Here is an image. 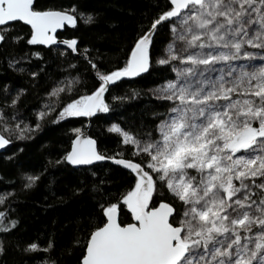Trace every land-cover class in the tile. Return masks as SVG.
Masks as SVG:
<instances>
[{
    "label": "snow or ice",
    "instance_id": "1",
    "mask_svg": "<svg viewBox=\"0 0 264 264\" xmlns=\"http://www.w3.org/2000/svg\"><path fill=\"white\" fill-rule=\"evenodd\" d=\"M144 5L106 56L85 38L99 13L82 0H0V62L36 88L49 62L60 69L31 119L29 86L0 80V158L64 128L41 168L18 174L21 190L46 181L54 202L85 208L66 244L55 229L13 243L20 194L0 192V256L11 244L22 264H264V0ZM130 78L151 87L117 95ZM141 96L139 113L113 118ZM54 172L71 177L60 196Z\"/></svg>",
    "mask_w": 264,
    "mask_h": 264
},
{
    "label": "trees",
    "instance_id": "2",
    "mask_svg": "<svg viewBox=\"0 0 264 264\" xmlns=\"http://www.w3.org/2000/svg\"><path fill=\"white\" fill-rule=\"evenodd\" d=\"M82 4L89 11L95 10L99 13L97 24L92 28L83 29V32L85 38L95 43L106 56L115 55L114 52L109 50L120 46L123 38L132 32L145 6L144 0H82ZM97 35H104L105 39L103 41L97 40ZM36 63L35 60L31 62L32 65ZM33 70H36L35 67H33ZM48 74L59 78L60 69L57 68L55 63L49 62L45 66V71L40 76V87H31L26 76L22 77L14 73L11 69H8L5 63L0 62V80L14 83L17 86H29V93L22 102L24 115L29 119H31L32 110L39 107L41 100L45 99L42 92L51 83L48 80ZM133 80H136V82L122 85L116 90V94L124 93L127 88L141 87L147 89L152 84V78H148V80L133 78ZM146 102V98L143 96L125 101L124 108L118 109L113 118L133 112L139 113ZM107 115L102 114V117ZM104 122L103 118L93 122L92 129L97 135L103 133ZM64 131V128L48 125L44 131L38 133L32 140L25 141L21 145L24 150L18 154V158L12 161L0 158V192L11 191L14 187L20 194V199L14 200L11 204L12 214L20 220L19 227L10 238L13 243L16 237L25 239L37 235L43 237L45 233L55 229L60 243L66 244L72 236L73 225L71 221L73 216L85 210L79 199L67 204L54 202L52 195L45 187L46 181L42 182L41 186L32 192H22L21 190V181L18 174L22 171L39 170L45 163L47 150L61 146L58 141L64 139ZM105 144L109 147L113 146L108 139H105ZM9 154L5 152L3 156L6 157ZM53 174L56 176V185L54 186L56 195L60 196L67 193L68 188L65 185H70L71 177L66 178L62 172H54ZM46 205L51 206L46 207ZM53 221H55V224H53ZM0 264H22V257L10 244L6 254L0 256Z\"/></svg>",
    "mask_w": 264,
    "mask_h": 264
},
{
    "label": "water",
    "instance_id": "3",
    "mask_svg": "<svg viewBox=\"0 0 264 264\" xmlns=\"http://www.w3.org/2000/svg\"><path fill=\"white\" fill-rule=\"evenodd\" d=\"M130 79H133V78H130Z\"/></svg>",
    "mask_w": 264,
    "mask_h": 264
}]
</instances>
